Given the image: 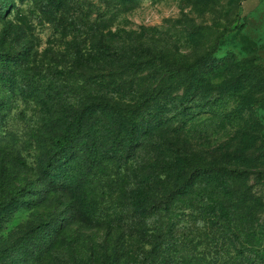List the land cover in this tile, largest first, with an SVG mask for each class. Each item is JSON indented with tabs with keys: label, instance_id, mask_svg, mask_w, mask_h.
Masks as SVG:
<instances>
[{
	"label": "rangeland",
	"instance_id": "1",
	"mask_svg": "<svg viewBox=\"0 0 264 264\" xmlns=\"http://www.w3.org/2000/svg\"><path fill=\"white\" fill-rule=\"evenodd\" d=\"M52 84L79 103L196 90L198 115L171 118L151 143L184 152L190 167L231 171L234 208L264 254V0H65L52 21L39 0H0V264H103L138 245L115 215L84 222L69 190L44 177L59 132L44 113L57 107ZM154 157L144 147L138 160ZM110 170L117 190L124 171ZM194 184L214 191L209 175ZM196 217L185 246L194 259L254 264Z\"/></svg>",
	"mask_w": 264,
	"mask_h": 264
},
{
	"label": "trees",
	"instance_id": "2",
	"mask_svg": "<svg viewBox=\"0 0 264 264\" xmlns=\"http://www.w3.org/2000/svg\"><path fill=\"white\" fill-rule=\"evenodd\" d=\"M39 2L42 13L52 21L65 0ZM189 67L188 79L198 80L197 68L194 64ZM48 91L53 93L57 107H49L44 113L59 132L51 141L44 177L69 190L84 222L115 215L126 234L138 244L136 250L126 254L105 256L103 264H224L221 253L211 260L194 259L185 250L192 236L188 223L196 221L197 215L216 227L221 246L230 244L235 255L263 264L264 254L250 239L245 217L234 208L238 197H233L232 172L196 163L190 167L184 152L166 148L165 143H151L153 135L171 118L187 115L186 119L192 120L198 115L199 111L190 106L196 90L191 87L183 95L160 94L137 104L112 102L99 95L79 103L65 84H52ZM144 147L155 152L150 162L138 160ZM114 164L124 171L117 190L110 170ZM207 175L214 191H195L194 183ZM102 184L114 191L113 197L100 192ZM105 197L111 206L104 205Z\"/></svg>",
	"mask_w": 264,
	"mask_h": 264
}]
</instances>
